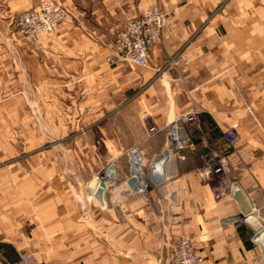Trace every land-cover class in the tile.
<instances>
[{
    "label": "crops",
    "instance_id": "1",
    "mask_svg": "<svg viewBox=\"0 0 264 264\" xmlns=\"http://www.w3.org/2000/svg\"><path fill=\"white\" fill-rule=\"evenodd\" d=\"M42 1L0 0V264L27 252L46 264H171L182 236L202 264H264V0H59L63 21L27 39L18 18ZM155 5L164 32L150 66L109 64L126 20ZM191 108V146L173 153L166 133L150 134ZM229 128L230 184L216 192L201 154ZM134 146L146 190L107 170L101 193L102 179L81 178ZM69 160L79 179H67Z\"/></svg>",
    "mask_w": 264,
    "mask_h": 264
},
{
    "label": "built area",
    "instance_id": "2",
    "mask_svg": "<svg viewBox=\"0 0 264 264\" xmlns=\"http://www.w3.org/2000/svg\"><path fill=\"white\" fill-rule=\"evenodd\" d=\"M68 14V9L59 0H43L36 8L23 11L18 18V31L27 39H34L42 33L53 32ZM164 32V16L159 5L145 9L137 18H128L116 34L112 53L107 57L111 65L128 62L144 67L150 66L149 49ZM201 129L199 111L191 108L179 115L171 123L158 126L149 124L151 135L166 133L168 145L173 153H179L192 144V131ZM238 134L234 128L224 131L223 141L201 154L203 167L201 173L213 180V188L221 192L229 187L228 153L234 146ZM129 162L126 179L135 177L134 186L146 190L150 186L148 179V160L144 151L130 147L124 152ZM109 167H113L110 163ZM108 167V168H109ZM107 168V169H108ZM106 169V170H107ZM107 176L106 174L104 175ZM144 176V177H143ZM103 178V177H102ZM120 178V177H119ZM115 180V179H114ZM140 181V182H139ZM241 219V216L237 217ZM203 256L197 252L191 239L180 237L174 244L171 264H202ZM9 264H46L31 252L23 253L18 260Z\"/></svg>",
    "mask_w": 264,
    "mask_h": 264
},
{
    "label": "rangeland",
    "instance_id": "3",
    "mask_svg": "<svg viewBox=\"0 0 264 264\" xmlns=\"http://www.w3.org/2000/svg\"><path fill=\"white\" fill-rule=\"evenodd\" d=\"M37 106L38 105L36 103L28 104V107H33L34 108L33 110H35V111H38ZM68 156H69V154H68ZM68 156L66 155V158H68ZM110 163L113 164V167H114V169H115V171L117 173V176L120 177V178H117V176H116V179H126L125 178V175H124V172L122 171V168L124 167L123 169H124V171H126L125 170V166H126L127 171H128L129 170V162L126 159V156L124 155V152L121 153V154L120 153L119 154L114 153V155L111 156V157H108L106 155V157L103 159V165H102V167H101V169L99 171L100 173H97L95 175H92V173H90V169L87 168L85 171H82V177L81 178L82 179H94L96 177H98V178L101 177V179H102V175H105L106 174V169L109 167V164ZM65 166H66L65 172H66L67 179H79V175H77L79 173H77L75 167H72L71 160H69L68 162H66L65 163ZM110 177L111 178H114L112 176H110ZM111 178H108L107 176H105V179H111Z\"/></svg>",
    "mask_w": 264,
    "mask_h": 264
},
{
    "label": "water",
    "instance_id": "4",
    "mask_svg": "<svg viewBox=\"0 0 264 264\" xmlns=\"http://www.w3.org/2000/svg\"><path fill=\"white\" fill-rule=\"evenodd\" d=\"M168 154V151H164L162 155L159 156V165L161 166V163H163L166 155ZM102 180L100 181L99 190L100 193L103 192L106 189V181L104 180V175H102ZM137 179L135 177L130 179V183L134 185L136 183ZM235 197L240 198L242 196V191L238 186L233 187Z\"/></svg>",
    "mask_w": 264,
    "mask_h": 264
},
{
    "label": "bare ground",
    "instance_id": "5",
    "mask_svg": "<svg viewBox=\"0 0 264 264\" xmlns=\"http://www.w3.org/2000/svg\"><path fill=\"white\" fill-rule=\"evenodd\" d=\"M107 173H108L109 176H116L117 175L114 167H109L108 170H107ZM95 179H101V177H99V178L97 177ZM93 191L98 192V193L100 192L98 187H93Z\"/></svg>",
    "mask_w": 264,
    "mask_h": 264
}]
</instances>
